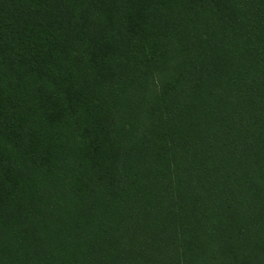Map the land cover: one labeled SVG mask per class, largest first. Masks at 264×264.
I'll list each match as a JSON object with an SVG mask.
<instances>
[{
    "label": "trees",
    "instance_id": "1",
    "mask_svg": "<svg viewBox=\"0 0 264 264\" xmlns=\"http://www.w3.org/2000/svg\"><path fill=\"white\" fill-rule=\"evenodd\" d=\"M0 264H264V0H0Z\"/></svg>",
    "mask_w": 264,
    "mask_h": 264
}]
</instances>
